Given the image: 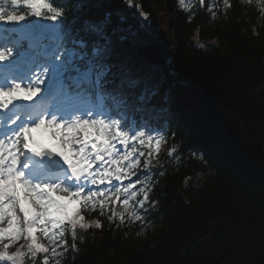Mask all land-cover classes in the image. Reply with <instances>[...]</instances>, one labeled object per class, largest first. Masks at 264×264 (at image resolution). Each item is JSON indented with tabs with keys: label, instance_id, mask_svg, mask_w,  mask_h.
Returning <instances> with one entry per match:
<instances>
[{
	"label": "snow or ice",
	"instance_id": "1",
	"mask_svg": "<svg viewBox=\"0 0 264 264\" xmlns=\"http://www.w3.org/2000/svg\"><path fill=\"white\" fill-rule=\"evenodd\" d=\"M67 8L63 0H0V25L9 26L0 36V264H37L41 256L50 264V255L75 250L77 226L90 227L80 208L99 204L103 214L113 196L125 209L130 200L139 209L155 203L146 187L134 190L140 176L121 185L144 156L135 145H159L162 127H133L125 116L157 107L162 90L171 102L184 85L164 87L139 55V29L135 37L121 31L127 24L102 0ZM143 163L147 175L151 159Z\"/></svg>",
	"mask_w": 264,
	"mask_h": 264
},
{
	"label": "trees",
	"instance_id": "2",
	"mask_svg": "<svg viewBox=\"0 0 264 264\" xmlns=\"http://www.w3.org/2000/svg\"><path fill=\"white\" fill-rule=\"evenodd\" d=\"M102 3L129 37L139 29L141 43L158 28L167 64L154 71L167 87L191 86L176 88L162 113L173 155L161 156L143 224L96 212L61 264H264V8L253 0ZM78 4L68 0L65 11Z\"/></svg>",
	"mask_w": 264,
	"mask_h": 264
},
{
	"label": "water",
	"instance_id": "3",
	"mask_svg": "<svg viewBox=\"0 0 264 264\" xmlns=\"http://www.w3.org/2000/svg\"><path fill=\"white\" fill-rule=\"evenodd\" d=\"M156 35L157 37L155 39L144 44L145 46L140 48L139 53L151 62L165 65L162 37L159 32H157Z\"/></svg>",
	"mask_w": 264,
	"mask_h": 264
}]
</instances>
